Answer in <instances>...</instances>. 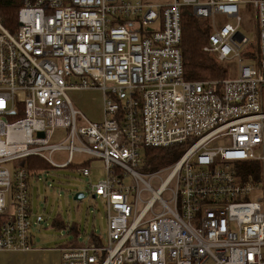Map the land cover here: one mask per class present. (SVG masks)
Wrapping results in <instances>:
<instances>
[{
	"label": "built area",
	"instance_id": "obj_1",
	"mask_svg": "<svg viewBox=\"0 0 264 264\" xmlns=\"http://www.w3.org/2000/svg\"><path fill=\"white\" fill-rule=\"evenodd\" d=\"M21 1L14 32L0 16V251L33 249L42 171L26 159L84 177L99 159L106 240L60 249L61 264H264V0ZM187 10L210 22L203 51L233 77L186 79ZM85 90L103 93L102 122L68 96ZM173 147L177 162L149 168L148 150Z\"/></svg>",
	"mask_w": 264,
	"mask_h": 264
},
{
	"label": "rangeland",
	"instance_id": "obj_2",
	"mask_svg": "<svg viewBox=\"0 0 264 264\" xmlns=\"http://www.w3.org/2000/svg\"><path fill=\"white\" fill-rule=\"evenodd\" d=\"M158 3H168L170 0H150ZM241 17L243 20V34L252 42L256 39V18L254 9L250 5L241 6ZM224 22V18H220ZM209 25L210 22L208 21ZM211 28V27H210ZM227 70V78L234 76L228 66L222 65ZM227 66V67H226ZM73 79V83L79 82ZM68 96L75 108L80 111L91 122H102L103 93L100 90L69 91ZM66 135L64 130H59L54 136L53 142H60ZM67 153L54 156L58 163H62ZM77 158L76 160H82ZM148 160V157L146 156ZM93 170L91 177L80 175L74 168L42 170L40 180L30 181L32 220L34 227L33 238L36 242L46 239L53 247L66 245V242L73 239L74 235L69 233L72 226H76L80 236V242L88 243L90 236L95 234L106 240L107 218L106 205L100 198H93L92 185L106 178L103 170L102 160L93 159L90 161ZM167 168V167H164ZM161 168V169H164ZM160 170V169H159ZM78 193L84 194V198L75 201ZM64 222L66 229H57L55 220ZM72 229V228H71ZM35 232H39L38 234ZM65 248V246H63ZM62 249V248H60Z\"/></svg>",
	"mask_w": 264,
	"mask_h": 264
},
{
	"label": "trees",
	"instance_id": "obj_3",
	"mask_svg": "<svg viewBox=\"0 0 264 264\" xmlns=\"http://www.w3.org/2000/svg\"><path fill=\"white\" fill-rule=\"evenodd\" d=\"M21 7V0H0V16L4 26L11 32H14L18 28V12ZM182 29V51L186 79L193 82L226 79L228 77L227 70L203 51L210 34L208 21L196 18L187 10L184 13ZM181 154L182 151L179 147L150 149L147 151L149 168L151 170H159L172 165L179 160ZM24 167L33 173L50 169V166L39 158L26 159ZM4 222L5 218L0 217V225ZM64 228L66 229L67 227L65 226ZM71 228H68L69 232H76L75 238H78L79 231L77 227L74 225Z\"/></svg>",
	"mask_w": 264,
	"mask_h": 264
},
{
	"label": "crops",
	"instance_id": "obj_4",
	"mask_svg": "<svg viewBox=\"0 0 264 264\" xmlns=\"http://www.w3.org/2000/svg\"><path fill=\"white\" fill-rule=\"evenodd\" d=\"M32 180V179H31ZM30 180V181H31ZM54 225L57 229H62L65 227L64 222L59 220L54 221ZM64 225V227H63ZM65 229V228H64ZM33 230V229H32ZM39 232H35V234ZM74 235L73 239L66 242V247H81L86 244L92 243L95 241L94 237H98L95 234L90 236L88 243H81L80 236L75 238L77 235L76 232H69ZM33 236V234H32ZM75 238V239H74ZM46 239L40 240V242H36V239L33 238V249L28 252H16V251H0V264H61L62 255L60 252V248H64L63 246L53 247L50 246Z\"/></svg>",
	"mask_w": 264,
	"mask_h": 264
},
{
	"label": "water",
	"instance_id": "obj_5",
	"mask_svg": "<svg viewBox=\"0 0 264 264\" xmlns=\"http://www.w3.org/2000/svg\"><path fill=\"white\" fill-rule=\"evenodd\" d=\"M39 136L40 137H44V134L43 133H40L39 134ZM84 198V194H82V193H78L76 196H75V201H80L81 199H83ZM93 198H95V197H93Z\"/></svg>",
	"mask_w": 264,
	"mask_h": 264
}]
</instances>
